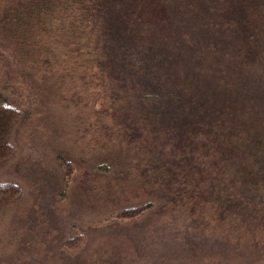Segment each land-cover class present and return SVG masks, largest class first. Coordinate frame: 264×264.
<instances>
[{
    "label": "trees",
    "instance_id": "16d2710c",
    "mask_svg": "<svg viewBox=\"0 0 264 264\" xmlns=\"http://www.w3.org/2000/svg\"><path fill=\"white\" fill-rule=\"evenodd\" d=\"M42 61L99 78L101 108L115 103L124 129L139 123L144 141L151 125L154 142L187 148L197 168H180L208 178L210 191L264 193V0H170L167 9L163 0H0V171L15 155V127L32 115L14 96L13 63L33 76ZM62 74L39 78L57 93ZM9 176L0 177V207L19 194ZM145 206L105 219L134 218ZM81 241L78 231L64 246Z\"/></svg>",
    "mask_w": 264,
    "mask_h": 264
},
{
    "label": "rangeland",
    "instance_id": "374dc122",
    "mask_svg": "<svg viewBox=\"0 0 264 264\" xmlns=\"http://www.w3.org/2000/svg\"><path fill=\"white\" fill-rule=\"evenodd\" d=\"M16 63L14 96L32 115L15 127V155L0 171L20 185L0 207V264H264V193L219 195L187 175L181 162L197 168L187 148L154 142L151 125L144 141L115 103L101 108L99 78H75L63 61L37 63L29 76ZM59 70L54 93L39 75ZM143 205L134 218L105 219ZM78 231L77 248L64 246Z\"/></svg>",
    "mask_w": 264,
    "mask_h": 264
}]
</instances>
